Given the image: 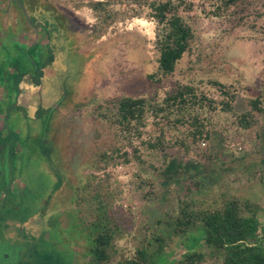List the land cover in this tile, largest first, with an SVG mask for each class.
I'll list each match as a JSON object with an SVG mask.
<instances>
[{
    "label": "rangeland",
    "instance_id": "obj_1",
    "mask_svg": "<svg viewBox=\"0 0 264 264\" xmlns=\"http://www.w3.org/2000/svg\"><path fill=\"white\" fill-rule=\"evenodd\" d=\"M93 1H56L75 22L76 34L68 41L81 71L69 67L73 79L59 73L56 82L59 91H73L54 131L61 136L69 204L59 213V227L46 230L43 264H79L77 246L84 261H91L93 239L103 228L112 231L103 264H118L141 246H155L154 236H168L171 227L165 225L175 221L182 203L217 208L248 198L262 207L258 217L264 226V111L254 112L246 129L238 123L250 111V99L264 95V0H248L219 18L209 13L213 0H188L192 6L185 14L196 39L169 75L157 71L156 24L147 13H137L135 0H103L100 14L90 8ZM208 81L229 87L230 111L219 108L222 98ZM181 84L207 92L215 109L149 111L130 131L115 121L120 96H145L155 109ZM43 129L39 125L40 133ZM48 167L30 157L27 174L42 195L54 188ZM57 228L63 229L62 239L53 233ZM256 237L264 242V231ZM166 244L159 264H176L186 252H208L199 226L185 236L172 235ZM203 264L220 260L207 256Z\"/></svg>",
    "mask_w": 264,
    "mask_h": 264
},
{
    "label": "flooded vegetation",
    "instance_id": "obj_2",
    "mask_svg": "<svg viewBox=\"0 0 264 264\" xmlns=\"http://www.w3.org/2000/svg\"><path fill=\"white\" fill-rule=\"evenodd\" d=\"M56 1L0 0V264H43L46 230L59 227V213L68 209L56 129L73 91H59L56 82L59 73L73 79L69 67L81 70L68 41L76 34L75 22ZM75 85L77 91L78 80ZM31 156L50 166L45 170L54 179L51 193L39 194L31 184ZM53 230L62 239L63 229ZM76 250L80 264L84 259Z\"/></svg>",
    "mask_w": 264,
    "mask_h": 264
},
{
    "label": "trees",
    "instance_id": "obj_3",
    "mask_svg": "<svg viewBox=\"0 0 264 264\" xmlns=\"http://www.w3.org/2000/svg\"><path fill=\"white\" fill-rule=\"evenodd\" d=\"M138 14L147 13V17L156 24L155 47L158 52L157 71L160 75L172 74L177 63L188 52L196 35L189 22V11L192 4L188 0H135ZM209 11L215 17H226L230 10H237L248 0H213ZM106 2L96 0L89 6L95 13H102ZM242 19V18H241ZM155 74L149 77H154ZM207 87L215 89L222 98L219 108L230 111L234 96L229 87L219 81H208ZM207 92L200 91L193 84L177 85L162 100V104L153 108L152 100L145 96H120L116 101L115 121L121 130L137 129L142 124L149 111L158 113L181 110L185 107L215 109L213 100L207 97ZM154 101V100H153ZM250 111L239 116L238 123L244 129L250 126L252 114L264 111V95L259 94L250 99ZM196 118H194L195 120ZM201 126H196V131ZM139 132L137 133V135ZM150 147L154 145L150 144ZM261 206L246 199L226 200L221 207L196 208L191 204L182 203L179 215L174 222H167L165 228L171 227L168 236H154L155 246L151 243L135 250L132 257H122L118 264H159L160 257L171 236H185L190 227L199 226L203 235V244L208 250L192 251L183 254L176 264H203L208 257H215L220 264H264V242L257 240V234L264 231L258 212ZM112 239V231L103 228L94 240V247L90 251L92 260L89 264H103L108 259L107 247Z\"/></svg>",
    "mask_w": 264,
    "mask_h": 264
},
{
    "label": "built area",
    "instance_id": "obj_4",
    "mask_svg": "<svg viewBox=\"0 0 264 264\" xmlns=\"http://www.w3.org/2000/svg\"><path fill=\"white\" fill-rule=\"evenodd\" d=\"M204 141V139L201 140V142Z\"/></svg>",
    "mask_w": 264,
    "mask_h": 264
}]
</instances>
